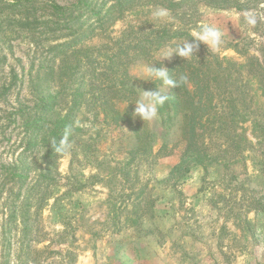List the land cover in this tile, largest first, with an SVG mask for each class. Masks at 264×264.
I'll return each instance as SVG.
<instances>
[{
    "label": "rangeland",
    "instance_id": "obj_1",
    "mask_svg": "<svg viewBox=\"0 0 264 264\" xmlns=\"http://www.w3.org/2000/svg\"><path fill=\"white\" fill-rule=\"evenodd\" d=\"M151 65L201 101L185 173V105L135 116ZM0 264H264V0H0Z\"/></svg>",
    "mask_w": 264,
    "mask_h": 264
},
{
    "label": "clouds",
    "instance_id": "obj_2",
    "mask_svg": "<svg viewBox=\"0 0 264 264\" xmlns=\"http://www.w3.org/2000/svg\"><path fill=\"white\" fill-rule=\"evenodd\" d=\"M153 16L157 19L166 18L170 16L167 9H158L153 13ZM245 23L248 26H255L257 23V17L255 14H246ZM192 43H188V40L178 46L176 51L166 53V57L172 53L179 55L184 59L195 56L194 45L197 43H204L211 49L212 52H217L224 43L222 31L214 25H205L202 28L193 31ZM144 73L154 79L162 82L163 91L156 90L150 92H143V95L138 98L135 103V116L139 117L143 122H152L158 116L159 107H161L167 100L168 96L165 94L167 88H176L180 84L187 82L186 76H180L179 80H174L169 76V72L166 68L154 67L153 65L144 68ZM72 135V129L67 128L59 142L53 141L55 151L58 153H67L72 148V143L69 137Z\"/></svg>",
    "mask_w": 264,
    "mask_h": 264
},
{
    "label": "trees",
    "instance_id": "obj_3",
    "mask_svg": "<svg viewBox=\"0 0 264 264\" xmlns=\"http://www.w3.org/2000/svg\"><path fill=\"white\" fill-rule=\"evenodd\" d=\"M177 6L178 5L175 3H170L171 8H177ZM54 8L56 12L65 11V9L60 6H54ZM182 75L184 76L183 71L179 70L177 65L169 72V76L174 80H179V77ZM193 85L196 87L195 89L198 90L199 84L194 83ZM185 91L188 92L186 87ZM165 94L169 98L161 107H159L158 116L161 117V119H164L166 115H170V112H174V115H177L179 112L184 111L182 118L184 120L183 136L186 148L181 156L179 164L173 168L172 172L175 173L178 171L179 173H185L188 171L190 165L201 164L200 154L198 151L195 152L197 150V138L195 133L197 130L196 126L199 123L197 120L201 119V116L198 115L197 111L199 110L198 106H200L201 101L198 100L197 102H191L188 101L187 98L182 101L176 88H167V92ZM210 95H212V93ZM210 102L212 101L210 100ZM182 106H184L183 111H180Z\"/></svg>",
    "mask_w": 264,
    "mask_h": 264
}]
</instances>
